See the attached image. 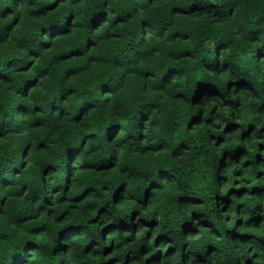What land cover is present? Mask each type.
Wrapping results in <instances>:
<instances>
[{
    "label": "trees",
    "instance_id": "1",
    "mask_svg": "<svg viewBox=\"0 0 264 264\" xmlns=\"http://www.w3.org/2000/svg\"><path fill=\"white\" fill-rule=\"evenodd\" d=\"M0 264H264V0H0Z\"/></svg>",
    "mask_w": 264,
    "mask_h": 264
}]
</instances>
